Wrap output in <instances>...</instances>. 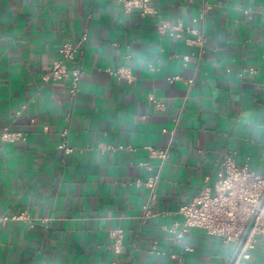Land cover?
I'll return each instance as SVG.
<instances>
[{
  "label": "crops",
  "instance_id": "0c3cea01",
  "mask_svg": "<svg viewBox=\"0 0 264 264\" xmlns=\"http://www.w3.org/2000/svg\"><path fill=\"white\" fill-rule=\"evenodd\" d=\"M148 5L0 0V132L25 136L0 143V264H230L233 243L201 229L178 240L169 228L229 152L264 173V0ZM162 23L204 35V47L160 32ZM84 34L71 98L67 81L45 76L59 48ZM120 65L133 83L113 75ZM173 139L166 160L151 156ZM156 176L150 202L145 182ZM21 212L29 219L12 218ZM246 264H264V238Z\"/></svg>",
  "mask_w": 264,
  "mask_h": 264
},
{
  "label": "built area",
  "instance_id": "2783aa9c",
  "mask_svg": "<svg viewBox=\"0 0 264 264\" xmlns=\"http://www.w3.org/2000/svg\"><path fill=\"white\" fill-rule=\"evenodd\" d=\"M124 2L128 10L134 6L142 7L144 12L151 9L148 0H124ZM152 9L156 12L154 8ZM168 28L171 35L185 39L188 43H195L201 47L205 45L204 35L200 34L195 39L188 38L182 33L180 24L162 23L158 26L160 32H165ZM87 39L88 35L84 34L76 43H64L58 50V59L50 66L49 74L45 76V79L53 81H67L71 98H76L80 91L84 72L81 57ZM112 73L118 79L128 83H133L136 79L129 65H120ZM174 79L177 77H169L170 81ZM150 100L157 108L164 107V103L154 94L150 95ZM20 139H25V136L21 132L11 130L8 126L0 132V143L16 142ZM173 144L174 139L166 148L152 147L150 154L152 157L166 160L170 156ZM60 147L67 153L72 151L64 142ZM209 180H211L210 176L207 177V181ZM158 181L159 176H156L145 182L151 189L150 202L156 198ZM150 202L143 206L145 211L143 218L150 214ZM179 213L183 215L182 222H176L169 228L178 240L192 229H201L209 235L221 238L224 243L234 244L235 253L230 264H246L252 250L264 238V173L248 164L240 166L235 159V154L229 152L221 161L214 182L205 185L189 203L183 204ZM12 218L29 219L26 212L13 215ZM7 219L8 217L0 216V222ZM51 220L52 218H43L42 222L48 226ZM111 235L115 238L116 250L119 251L124 232L122 229H116L111 232Z\"/></svg>",
  "mask_w": 264,
  "mask_h": 264
}]
</instances>
